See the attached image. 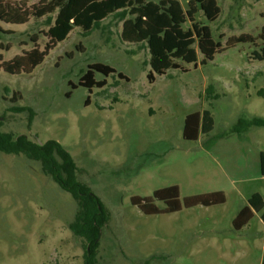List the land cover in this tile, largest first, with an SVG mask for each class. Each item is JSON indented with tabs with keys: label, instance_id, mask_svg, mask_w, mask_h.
Wrapping results in <instances>:
<instances>
[{
	"label": "rangeland",
	"instance_id": "1",
	"mask_svg": "<svg viewBox=\"0 0 264 264\" xmlns=\"http://www.w3.org/2000/svg\"><path fill=\"white\" fill-rule=\"evenodd\" d=\"M189 1H182L185 10ZM221 15L197 21L212 30L222 46L213 61L183 65L151 83L145 45L124 43L122 22L105 20L89 36L81 28L59 43L33 74L9 75L3 62L50 42L49 17L25 25L0 20V131L26 135L45 145L56 141L79 168V179L109 211L98 264H263L264 221L249 204L264 201L261 153L264 128L230 134L242 117L264 118V0H217ZM32 11L40 0H12ZM192 28L189 22L184 27ZM243 35L256 43L228 48ZM35 41V42H33ZM9 48V49H8ZM116 70L103 89L79 85L89 66ZM126 76L121 80L118 74ZM97 81L106 78L97 73ZM77 86L73 89V86ZM34 112L29 124V111ZM208 112L213 131L196 141L184 139L189 115ZM177 187L181 210L166 213L157 192ZM220 193L223 205L188 208L189 198ZM153 199L146 208L134 200ZM250 209L237 229L239 214ZM78 212L41 164L24 155L0 154V264H84V241L70 230Z\"/></svg>",
	"mask_w": 264,
	"mask_h": 264
},
{
	"label": "trees",
	"instance_id": "2",
	"mask_svg": "<svg viewBox=\"0 0 264 264\" xmlns=\"http://www.w3.org/2000/svg\"><path fill=\"white\" fill-rule=\"evenodd\" d=\"M188 2V9L182 5ZM12 0H0V20L11 25H25L31 17L44 18L56 13V17H49L50 28L48 37L50 42L44 51L34 48L17 56L12 61L3 62L1 69L9 75H31L37 67L42 65L55 47L68 39L75 28H81L84 36H89L102 23L114 17L122 22L121 39L124 43L145 45L150 53L148 65L151 67L148 79L151 83L156 80L155 75H166L170 70L187 72L183 65L198 66V50L204 56L202 65L213 61L218 53H222V46L213 38L212 30L197 21L199 12H203L210 22H216L221 15V8L217 0H40L39 6L29 11L23 6L17 7ZM192 28L185 29L187 23ZM264 40V30L261 35ZM35 42V41H33ZM256 43L249 35L228 40V48L239 44ZM2 49V48H0ZM9 49V48H8ZM255 60L264 62V50L254 53ZM97 73L106 80L97 81ZM116 70L104 64L89 66L79 85L89 89H103L107 86V78L116 75ZM121 80L126 76L118 74ZM77 86H73L76 89ZM15 112L29 111V124L33 123L34 112L28 108H15ZM214 128V121L208 112L189 115L185 122L184 139L196 141L201 134H210ZM254 128H264V118L242 117L230 129V134L249 132ZM0 154L24 155L28 159L41 164L43 173L65 192L72 195L78 205L75 220L70 224V230L76 238L84 241V264H98L100 240L103 228L110 221V214L102 200L95 195L90 187L79 179V168L72 155L56 141L45 145L31 141L26 135L14 136L12 133L0 131ZM261 176L264 178V153H261ZM154 199L164 200L168 204L166 213L181 210L179 190L177 187L157 192ZM153 199L134 200L146 212V208ZM223 194L216 193L189 198L185 201L188 208L197 206L213 207L225 204ZM250 206L257 212L264 210V201L260 194L249 199ZM153 208L148 214L157 213ZM250 218V209L246 208L235 220L234 225L241 229ZM264 221V213L262 215ZM264 264V262H263Z\"/></svg>",
	"mask_w": 264,
	"mask_h": 264
},
{
	"label": "crops",
	"instance_id": "3",
	"mask_svg": "<svg viewBox=\"0 0 264 264\" xmlns=\"http://www.w3.org/2000/svg\"><path fill=\"white\" fill-rule=\"evenodd\" d=\"M262 178H263V177H262ZM263 181H264V178H263ZM257 194H258V193H257ZM254 195H255V194H254ZM254 195H253V196H254ZM261 196H262V195H261ZM262 198H263V197H262Z\"/></svg>",
	"mask_w": 264,
	"mask_h": 264
}]
</instances>
